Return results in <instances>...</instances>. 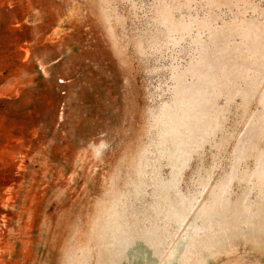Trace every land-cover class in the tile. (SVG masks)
<instances>
[{"label":"rangeland","instance_id":"rangeland-1","mask_svg":"<svg viewBox=\"0 0 264 264\" xmlns=\"http://www.w3.org/2000/svg\"><path fill=\"white\" fill-rule=\"evenodd\" d=\"M264 264V0H0V264Z\"/></svg>","mask_w":264,"mask_h":264},{"label":"clouds","instance_id":"clouds-1","mask_svg":"<svg viewBox=\"0 0 264 264\" xmlns=\"http://www.w3.org/2000/svg\"><path fill=\"white\" fill-rule=\"evenodd\" d=\"M61 264H78L75 252L71 247L65 250Z\"/></svg>","mask_w":264,"mask_h":264}]
</instances>
